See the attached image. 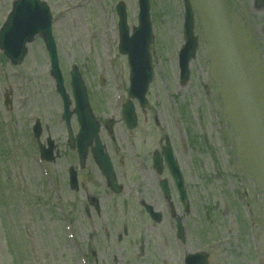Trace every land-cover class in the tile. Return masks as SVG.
Returning <instances> with one entry per match:
<instances>
[{
	"label": "rangeland",
	"instance_id": "374dc122",
	"mask_svg": "<svg viewBox=\"0 0 264 264\" xmlns=\"http://www.w3.org/2000/svg\"><path fill=\"white\" fill-rule=\"evenodd\" d=\"M14 1L0 0V29ZM43 1L54 17L70 100L77 67L93 114L114 121V133L103 131L102 139L116 161H127L131 179L124 186L137 196L111 193L90 152L79 170L42 38L28 44L19 66L0 52V264H184L203 251L208 264H264V0H190L199 49L183 84L177 58L184 44L183 0H151L155 79L147 108L133 99L139 123L132 132L121 116L129 67L118 52L116 6L125 3L134 28L138 0ZM7 92L11 106L4 108ZM37 120L42 142L50 136L57 145L52 163L38 160ZM77 124L74 116L75 134ZM166 138L185 178L188 214L166 167L161 176L153 168L152 154L161 153ZM69 166L79 172V192L66 183ZM162 179L171 184L186 230L183 245L159 193ZM87 195L99 207L90 202L89 216ZM138 200L154 204L162 222H152Z\"/></svg>",
	"mask_w": 264,
	"mask_h": 264
},
{
	"label": "water",
	"instance_id": "95a60500",
	"mask_svg": "<svg viewBox=\"0 0 264 264\" xmlns=\"http://www.w3.org/2000/svg\"><path fill=\"white\" fill-rule=\"evenodd\" d=\"M185 1V39L186 43L180 52L179 62L181 67V77L183 83H186L190 77L189 66L192 60L195 59L199 40L197 36H194V13L189 0ZM13 12L10 15L7 24L3 27L0 33V47L5 54L16 64H20L26 53L27 44L31 43L37 35H41L45 44L47 45L50 57H51V73L53 78L56 80L57 89L64 100L65 114L64 117L67 121L69 131L70 121L73 113L70 112L71 102L66 93L64 87L63 77L59 68V62L57 57L56 45L52 36L51 25L52 18L50 16L47 7L39 2V0H18L13 3ZM140 14H139V27L133 28V33L130 35V29L127 25V14L125 5L123 3L118 6V15L120 17V52L121 54L127 55L129 59V65L131 68V89L129 95L131 98L138 99L140 104L145 107L148 105L146 101V94L149 86L154 79V69L152 65V57L150 53V46L152 44L153 30L151 20V5L150 0H139ZM72 73V86L73 94L76 99L75 113L78 116L79 125L81 126L80 133L76 139L78 150L82 160L85 159L87 146L92 143L94 139L96 142V149L98 161L104 162L101 156L103 154V147L100 145L98 135V124H96L95 118L93 117L90 105L88 104L87 91L81 76L75 68ZM126 123L130 127L136 126V115L134 106L130 105L125 108ZM39 126V125H38ZM37 126V130L40 128ZM95 152V153H96ZM165 155L169 164L170 172L176 178L177 183L183 188L182 180L179 172V167L173 153L170 148L165 149ZM51 150L46 152L44 158L51 159ZM106 158L107 162V157ZM155 163L158 165V161L155 158ZM107 175L110 176L111 168L105 167ZM166 192L168 194L167 185ZM187 198L184 197V200ZM187 208V207H186ZM151 210V209H150ZM179 230L181 237L184 238V229L180 224ZM188 264H208V256L204 253L191 255L187 258Z\"/></svg>",
	"mask_w": 264,
	"mask_h": 264
},
{
	"label": "flooded vegetation",
	"instance_id": "af4514ba",
	"mask_svg": "<svg viewBox=\"0 0 264 264\" xmlns=\"http://www.w3.org/2000/svg\"><path fill=\"white\" fill-rule=\"evenodd\" d=\"M109 133H112L111 129H110ZM90 151H92V148L90 149ZM105 152H107V153L109 154V156L111 157L112 165H113L114 170H115V172H116L117 180H119V183H120V184L122 183V184L124 185L127 181H129V180L131 179L130 175L125 174V173H121V172L119 171V170H120V166H119V164L122 165V164H124V162L121 163V162L116 161L115 158L112 157V156L110 155V153L108 152V150H107V146L105 147ZM95 165H96V164H95ZM97 168H98V171L101 173L100 176L104 177V179H105L104 174L100 171V169H99L98 166H97ZM105 183H106V185H105L106 188H108L109 191H110L111 193L115 194L114 191L108 186V183H107L106 179H105ZM126 188H127V186L123 187L122 192H125V191H126ZM122 192H121V193H122ZM88 196H89V195H87V208H88L90 202H92L94 205L97 204V203L95 202V200H94L95 198L92 200V198H91V197H88ZM115 196L119 197V196H121V195H119V194L116 195V194H115ZM144 203H145V201H144Z\"/></svg>",
	"mask_w": 264,
	"mask_h": 264
}]
</instances>
